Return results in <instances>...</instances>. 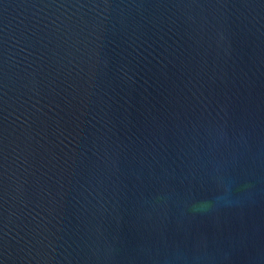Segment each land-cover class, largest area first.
Instances as JSON below:
<instances>
[{"label":"water","instance_id":"obj_1","mask_svg":"<svg viewBox=\"0 0 264 264\" xmlns=\"http://www.w3.org/2000/svg\"><path fill=\"white\" fill-rule=\"evenodd\" d=\"M0 264H264V0H0Z\"/></svg>","mask_w":264,"mask_h":264}]
</instances>
